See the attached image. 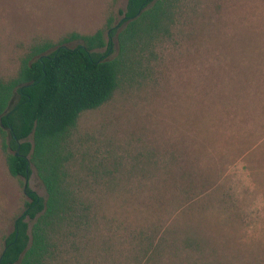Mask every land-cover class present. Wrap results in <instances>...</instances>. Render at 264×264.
I'll return each mask as SVG.
<instances>
[{
	"label": "rangeland",
	"instance_id": "1",
	"mask_svg": "<svg viewBox=\"0 0 264 264\" xmlns=\"http://www.w3.org/2000/svg\"><path fill=\"white\" fill-rule=\"evenodd\" d=\"M126 5L0 0V81L17 78L47 45L50 53L82 44L73 33L104 29L115 57L117 34L106 25L112 16L115 28ZM180 6L171 36L143 56L132 81L80 115L70 173L96 224L63 241L47 264H137L146 236L172 226L181 227L179 239L167 234L181 259L166 248L163 264L195 256L198 264H264V0ZM26 187L47 199L33 166L28 180L10 174L0 136V256L30 201ZM186 233L199 249L188 251Z\"/></svg>",
	"mask_w": 264,
	"mask_h": 264
},
{
	"label": "trees",
	"instance_id": "2",
	"mask_svg": "<svg viewBox=\"0 0 264 264\" xmlns=\"http://www.w3.org/2000/svg\"><path fill=\"white\" fill-rule=\"evenodd\" d=\"M181 1L127 0L121 22L114 28L110 16L106 25L111 35L117 34L113 58L108 55L114 53L113 43L106 41L104 29L88 35L73 33L71 39L82 44L69 47L62 42L50 53L52 46L47 45L39 50L37 60L25 63L17 78L0 81V136L10 174L28 180L33 166L47 189L43 199L26 187L30 201L5 239L0 264H47L55 250L56 259L61 256L63 241L74 242L96 224L92 202L82 199L72 181V132L82 113L108 103L126 81H132L143 56L171 36ZM104 48L107 53L102 55L99 50ZM168 233L177 240L181 227L146 236L148 246L143 242L137 264H163L166 248L172 250L171 260H180ZM186 234L183 242L188 251L199 249L197 236ZM194 259L183 263L198 264L199 258Z\"/></svg>",
	"mask_w": 264,
	"mask_h": 264
}]
</instances>
